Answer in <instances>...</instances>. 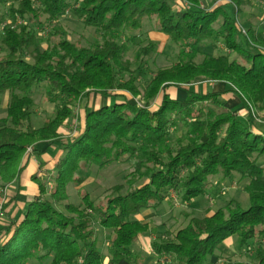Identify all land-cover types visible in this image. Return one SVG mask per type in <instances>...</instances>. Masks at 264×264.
<instances>
[{
    "label": "trees",
    "instance_id": "trees-1",
    "mask_svg": "<svg viewBox=\"0 0 264 264\" xmlns=\"http://www.w3.org/2000/svg\"><path fill=\"white\" fill-rule=\"evenodd\" d=\"M10 1L0 0V6H10V17L22 23L3 29L0 42L5 52L0 57V94L9 93L0 121V189L18 180L24 157L31 152L39 155L37 143L59 142L62 154L49 181L33 177L37 195L25 205L22 217L0 223V264L48 258L49 264H106L95 226L113 235L108 250L111 264H143L130 246L148 226L132 217L157 209L168 199L169 190L178 192L182 202H191L206 194L211 179L230 183L234 176L247 182L246 210L230 199L209 216L191 217L173 242L153 244L152 250L179 264H208L221 246L234 239L244 252L255 247L254 264H264V165L258 164L264 158V128L257 129V117L251 112L264 110L263 32L253 28L242 32L234 18L220 8L208 11L200 0H12V5ZM228 1L237 11L250 4V0ZM67 10L85 28L98 31L101 43L82 48L50 33L54 40L40 50L37 30ZM145 18L155 19L158 31L180 48L183 58L169 69H158L140 91L135 76L118 78L119 72L129 70V63L116 36L141 30ZM210 42L221 43L226 53L203 55L196 62L198 49ZM155 47L149 41L141 52L147 55ZM30 48L27 61L24 53ZM201 81L227 83L246 118L226 108L215 93L186 89L183 97L169 94ZM42 83L54 110L35 129L29 125L31 92ZM115 91L140 99L86 112L84 126L60 139V130L73 119V109L82 100L92 93L110 97ZM135 155L139 160L121 185L107 190L104 204L83 193L78 205L56 209L66 200L69 184L85 181L81 171L124 163ZM11 204L8 199L1 211L6 213Z\"/></svg>",
    "mask_w": 264,
    "mask_h": 264
},
{
    "label": "rangeland",
    "instance_id": "rangeland-1",
    "mask_svg": "<svg viewBox=\"0 0 264 264\" xmlns=\"http://www.w3.org/2000/svg\"><path fill=\"white\" fill-rule=\"evenodd\" d=\"M12 0L9 2L12 5ZM257 6V5H256ZM10 6H0V42L3 37V29L8 27H17L20 25V19L17 17L11 18L9 15ZM175 7V6H173ZM253 7V5H251ZM259 8V7H257ZM252 9V8H251ZM250 8L242 9L241 14L238 16L239 26L242 29H246L250 26L257 27V16L252 19L249 23H245L247 13L251 10ZM254 12L258 11L256 8L252 9ZM261 10V9H260ZM260 17H258L259 20ZM22 23V22H21ZM39 33V41L37 43L38 48L43 50L46 48L48 43H52L54 39H67L70 42H74L78 47L89 48L91 46L100 44L102 36L98 31L92 28H85L80 21L70 13L69 10L64 12V15L58 18L56 22L50 23L48 26H44L42 30H37ZM50 33H54L56 37L54 39L50 36ZM157 26H155L154 18H145L143 20L142 29L135 32H126L116 36L117 41L124 44L123 59L129 63L128 71L119 72V79L122 81L127 80L130 76L137 78V85L140 91L143 90L148 80L155 74L158 69H169L175 65L183 56L180 53V48L171 43L169 40L162 43L161 39H152V35L158 34ZM49 37V41H45ZM58 41L55 40L54 43ZM156 44L154 51H150L149 54H142V50L148 49V42ZM238 42L243 44V39L240 37ZM198 49L195 61L199 62L203 55L209 54L208 49ZM33 48L28 49L24 53V57L29 61V53ZM219 53L216 52V54ZM5 55L4 49L0 44V57ZM231 59H234V55H230ZM217 82H206L201 81L196 83L194 86L186 87L182 86L179 90V96L184 94L186 89L199 90L201 85H207V92L210 93V85H216ZM196 86V87H195ZM46 84L42 83L38 87L32 89V97L34 100V106L31 109L32 115L29 125L32 128H39L43 121L50 118L53 115L54 105L47 102L44 95L46 92ZM216 88V87H215ZM175 90H171L173 93ZM177 94V92H176ZM9 93L6 92L0 95V121L5 117L6 103L4 99L8 98ZM178 95V94H177ZM138 102L140 97L131 98L129 101ZM106 103V102H105ZM104 103V104H105ZM111 104V103H110ZM80 105V104H79ZM205 103L199 104V107H203ZM142 107V106H140ZM259 108L252 109V114L257 117V122L264 116L258 115ZM80 107L73 109V123H70L65 130H63L64 138H69L77 132V124L79 119ZM76 115V116H75ZM81 116V115H80ZM76 118L77 121H76ZM263 121V120H261ZM1 125V124H0ZM25 127V125H24ZM182 129L181 131H183ZM180 130L177 131L181 134ZM31 151V149H29ZM51 152V151H50ZM52 153H48L51 156ZM139 155H135L124 163H113L105 168L99 169L97 166H90L79 173L81 176H85V181L81 185L69 184L66 187L67 198L60 206H56V209L62 211V205L73 204L78 205L80 203L81 194L87 193L90 198L96 204H104L105 195L108 193L107 190L115 185H121L125 175L132 171L133 166L139 160ZM258 164L264 165V158L258 161ZM55 174V172H54ZM83 174V175H82ZM47 181L50 179V174L44 176ZM46 179L44 182H46ZM247 182L240 179L238 176H234L230 183H226L220 180L219 177L211 179V185L206 189V194L201 198H196L191 202H182L180 194L175 190L168 191V199L165 200L159 208L156 210L149 209L142 211L139 215L132 217V220H139L143 217L145 223L148 226V230L143 234V238L140 242L144 245L146 240L150 243L148 247L141 245L139 252L141 256H144L145 264H179L172 256H157L153 252V244L170 243L174 241L175 233L186 226L191 217L202 218L206 215L212 214L218 208L225 205L230 199H235L239 202L241 208L246 210L248 208V197L243 191V187ZM0 199H2L0 194ZM48 199V197L46 198ZM148 212V213H146ZM0 213L1 206H0ZM144 213L143 215H141ZM96 229V241L97 246L106 255V264H111L108 255L110 247V241L113 238L111 232L105 231L99 226H95ZM264 241V240H263ZM262 242V241H261ZM257 245V242H255ZM255 246V245H254ZM250 247L247 252L239 250L237 248L234 239L221 246L214 256H212L211 264H254L255 258L253 255V249ZM130 249L134 251L136 249V243L130 246ZM138 251V250H137ZM50 259H46L42 262H38L35 259L29 260L26 264H49Z\"/></svg>",
    "mask_w": 264,
    "mask_h": 264
},
{
    "label": "crops",
    "instance_id": "crops-1",
    "mask_svg": "<svg viewBox=\"0 0 264 264\" xmlns=\"http://www.w3.org/2000/svg\"><path fill=\"white\" fill-rule=\"evenodd\" d=\"M251 5H253V7H251ZM200 6L208 9V11H214L215 9H218V8L222 9L225 13H227V15H229L230 17H232L236 20V24L239 27V29L242 30V32H245L249 28H253V29L261 30L264 34V0H250V4L248 6L241 8L240 11H237L236 8L233 5H231L228 0H200ZM257 7H259V8H257ZM244 8H250V9L256 8L258 10V11L254 12L251 9L247 13L248 15H247L246 20H245V23H249L252 19H255V17L257 16V23H258L257 27L254 28V27L250 26L246 29H242L239 26L238 16H239V14H241L242 9H244ZM258 17H260L259 20H258ZM220 23H221V18H219L217 23L215 24L216 29L220 28ZM155 26H157L156 22H155ZM157 31H158V29H157ZM158 34H160V35H157V34L154 35L153 34L151 36L152 38L150 40L152 41V39L157 38V39H161L160 42H162V43H164L168 40V38L166 36H164L163 34H161L160 32ZM241 38L243 39V37H241ZM243 44H244V39H243ZM243 44H241V45H243ZM201 49L210 50V53L206 54V55H210V56L211 55L217 56L219 54L226 53V49L219 42L206 43L201 47ZM218 51H219V53L216 54V52H218ZM230 89H231L230 86L227 83H223V82H217L215 86L210 85V92L218 94L219 95V98H218L219 101L221 103H223V105L226 108H228L229 110L234 112L240 119L244 120L247 116V113H246L245 109L243 108L242 103L240 102V99L236 95H234V93ZM196 91L201 92V93L207 92V85H205V86L201 85L199 90H197V88H196ZM2 94H4V93H2ZM2 94H0V95H2ZM169 94L172 97L173 96L183 97L182 95L179 96L178 92H177L178 95L176 94V92H173V93L170 92ZM130 97L131 96L128 93L122 92V91L112 92L110 97L109 96H105V97L99 96L98 94H95V93L90 94L87 98H85L84 100H82L79 103L80 105L78 104V106L80 107V111H79V119L76 118V121L78 119L77 130L84 126V116H85L86 112L93 111V110L100 108V107H106V106L112 105L114 103H122L124 101H129ZM8 100H9V95H8L7 99L6 98L4 99V103H6L5 104L6 107H7ZM133 100H135V99H133ZM5 112H6V108H5ZM258 115L264 116V110L263 111L259 110ZM74 119L75 118H73L71 121L67 122L63 126V128L60 130V133H61L60 139L61 140L66 139V138H64L66 136L63 135V130H65V128L70 123H73ZM261 120H263V121H261ZM261 120L258 121L259 127L257 129H259V130L264 128V117L261 118ZM34 148L39 152V155L32 154L33 152H31L28 157L27 156L24 157L22 164L25 167H24L23 172L19 176L18 180L13 182L9 186H7L5 189H3V190L0 189V194L2 197V199H0V206L2 204L6 203V201H8V199L12 200V204L7 208L6 213H3V212L0 213V223H2V221L9 220V218H14L15 220H17V219L22 217L25 205L37 195V185H36L35 181L33 180V177H37L38 179L45 181L46 178L44 176L47 175L48 173L50 174V176L54 175V163L57 161V159L62 154L61 144L59 142L52 143V144H49L47 142H41V143H37L34 146ZM48 153H52V155L48 156ZM147 210H149V209H147ZM154 210H156V209H154ZM146 213H148V212H146ZM143 214L144 213H142L141 215H143ZM139 220L145 222L143 217L140 218ZM141 239H144L143 235L138 237L137 241L135 242L136 243V249L134 251H132V250L131 251L133 252L134 256L136 258H138V260L142 261L143 264H145L144 256H141L140 253H142V252H139V250H140L139 247L141 245H143L140 242ZM149 244L150 243L146 240V243H144L143 246L148 247ZM211 259L212 258H209L208 264L212 263ZM108 261H109V259H108Z\"/></svg>",
    "mask_w": 264,
    "mask_h": 264
},
{
    "label": "built area",
    "instance_id": "built-area-1",
    "mask_svg": "<svg viewBox=\"0 0 264 264\" xmlns=\"http://www.w3.org/2000/svg\"><path fill=\"white\" fill-rule=\"evenodd\" d=\"M19 19V18H18ZM21 21V20H20ZM22 22V21H21ZM21 22L19 23V24H21ZM11 28H13V27H11Z\"/></svg>",
    "mask_w": 264,
    "mask_h": 264
}]
</instances>
